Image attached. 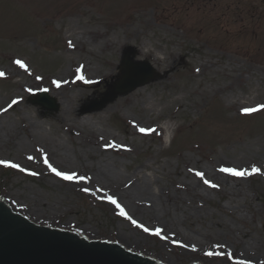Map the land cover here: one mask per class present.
Segmentation results:
<instances>
[{"label":"rangeland","instance_id":"1","mask_svg":"<svg viewBox=\"0 0 264 264\" xmlns=\"http://www.w3.org/2000/svg\"><path fill=\"white\" fill-rule=\"evenodd\" d=\"M139 45L160 61L140 56ZM128 49L158 76L87 111L112 90ZM110 61L115 74L93 86L77 73L89 66L102 76ZM200 62L211 67L201 72ZM0 73V161L20 165L0 164L8 210L166 264H264V176L253 171L264 162V0H0ZM42 90L55 97L57 112L28 102ZM98 163L125 187L142 169L170 205L169 217L128 208L120 190L98 177L90 184ZM53 168L77 178L65 180ZM191 168L249 174L234 175L240 180L232 195L214 181V191L192 198ZM170 216L174 227L164 225Z\"/></svg>","mask_w":264,"mask_h":264},{"label":"water","instance_id":"2","mask_svg":"<svg viewBox=\"0 0 264 264\" xmlns=\"http://www.w3.org/2000/svg\"><path fill=\"white\" fill-rule=\"evenodd\" d=\"M155 78L147 64L132 62L127 55L120 83L93 110L107 105L119 94H127ZM31 101L49 111H58L55 100L40 93ZM0 264H157L130 253L118 244L88 242L70 232L38 227L8 210L0 197ZM197 261H192L195 263Z\"/></svg>","mask_w":264,"mask_h":264},{"label":"bare ground","instance_id":"3","mask_svg":"<svg viewBox=\"0 0 264 264\" xmlns=\"http://www.w3.org/2000/svg\"><path fill=\"white\" fill-rule=\"evenodd\" d=\"M145 24L148 25L149 22L145 21ZM125 26L129 27L126 23H124ZM129 34L131 36L133 35H138V31L137 30H132L129 31ZM75 43H79L81 41H83L81 39L80 36H76L75 38ZM115 43L110 42L106 45L107 48L113 49L115 48ZM137 48L139 49V54L140 56H144L147 58H152L156 61H160L158 59V57H156V55L151 52V51H143L141 49V46H137ZM70 50H72V48H70ZM110 67H111V72H107V73H103L102 76L99 77H94V72L95 71H91V68L88 66L85 69V76L87 78H92L90 80V84L93 86L94 84L107 79L109 77H112V75H114L115 73L112 72L115 68V61H110L109 62ZM211 67V65L207 64V63H203L200 62V65L197 67L198 70H200L201 72H203L205 69ZM23 70V69H22ZM27 85V84H26ZM26 89L28 88V85L25 87ZM77 118L80 116H76ZM74 125V124H73ZM68 129H72V125H67ZM3 128H1L0 125V132L2 131ZM4 131H8V129H4ZM32 130H29L28 133L32 134V139H35V135L31 132ZM36 135L38 136V132L36 133ZM90 137V141L94 142L93 139H98L100 140V138L96 135V136H92V134H89ZM1 141V140H0ZM21 141V140H20ZM9 142V141H7ZM22 144L24 145V142H22ZM56 147L62 149L64 152V155H67V148H65L64 145L61 144H54ZM82 146H86V145H82ZM90 148H93L94 145L89 146ZM86 148V147H85ZM88 150V149H87ZM54 156H56V154L54 153ZM60 159H62V155L58 156ZM98 168L96 171V176L91 175L87 181L90 184H93L96 177H98L99 179L96 180H102V181H107L110 183V186L112 185V187H116L117 189H119V194L120 196L123 198L124 203L126 202L127 207L132 208L134 211L136 209H139L142 211L143 214H147V216H151L153 218L156 219H160L163 217H169L170 214V205H165L164 202L162 201L161 196L159 195V193H156L155 190L152 189V183L150 181V176L146 175V174H142V169L137 170V175L139 176V178H137L136 182H133L129 187H125L124 183H121V181H117V179L119 178L118 176L114 175L111 172L106 171V169L102 167V165H100L101 163H98ZM259 167H260V174L264 176V162L259 163ZM258 167V168H259ZM108 170V169H107ZM191 172L194 175V179L193 180H189V182H191L189 184V193L191 194L192 198H198L200 196L203 195L204 192L209 193L211 190L214 191L215 188L211 187L212 185H215V183H213L214 181L217 183L218 189L219 190H223L225 189L226 192H229V194H233V192L235 191V189L237 188V182H239L240 178H236L234 176H232L230 173H226L224 171H210L207 172L206 170L202 169V168H191ZM111 173V174H109ZM197 173H203V176H199L197 175ZM180 175H182V172H180ZM95 178V179H94ZM202 178H210V179H205V181H208L209 183H205L202 185L200 184V181L202 180ZM98 184H96V188L100 189V184L102 182L99 183V181L97 182ZM209 184V186H207ZM212 188V189H210ZM204 189V192L201 190ZM126 199V200H125ZM131 204V205H130ZM176 204V203H175ZM139 205L141 206V208H139ZM177 207H181L182 211L184 213H186V209H188V207H183L182 203L179 201L178 204L176 205ZM174 215H176V213H174ZM175 223V220L170 216L169 221H165L164 225H171L173 226ZM223 225V224H222ZM174 227V226H173ZM223 228H226V226H223ZM188 239H194L193 237L188 236ZM201 242L199 241L197 243V245H200ZM245 253V252H243ZM247 256L251 255L250 251L246 250ZM145 258H148L150 260L155 261L158 264H165L163 263L160 259L150 256V255H145L143 256ZM197 264H202V263H197Z\"/></svg>","mask_w":264,"mask_h":264},{"label":"snow or ice","instance_id":"4","mask_svg":"<svg viewBox=\"0 0 264 264\" xmlns=\"http://www.w3.org/2000/svg\"><path fill=\"white\" fill-rule=\"evenodd\" d=\"M18 64L21 65V67H25V65L23 64L22 61H17ZM0 75H3V73H0ZM84 77L81 76L80 79H83ZM57 86H59L58 82H57ZM260 108L264 109V105H261ZM258 109H253V108H247V109H244L245 113H251V112H254V111H257ZM141 132H146V131H149L147 129H140ZM31 159V157H30ZM47 162V161H46ZM0 164H5L6 166H11V167H14V168H20V165L18 164H9L7 161H0ZM49 167H51V165H49ZM21 171H24V169H20ZM56 175L58 176H61L63 179L65 180H72V179H76V174H72V175H69L67 173H64V172H60V171H57L55 168L52 169ZM221 171H224V172H229L230 174L232 175H235V176H246L248 175V171L247 170H244V171H239V170H236V169H230V168H222ZM253 171L254 172H260V169L259 168H253ZM33 175H35L36 173H32ZM197 175L199 176H203V173H197ZM79 179H84V177H79ZM205 183H209L208 181H205ZM213 187H216V185H212ZM85 191H87V189H85ZM111 200V202L113 204H117V207H120V205L117 203V201L115 199H112V198H109ZM121 215H125L127 216V213L121 208ZM129 219H131V217H128ZM133 224H136L137 222L135 220L132 221ZM140 227H143V225H138ZM145 231H149V229L145 228L144 229ZM160 231L161 230H157L156 231V234L159 235L160 234ZM208 255H213V253H208Z\"/></svg>","mask_w":264,"mask_h":264}]
</instances>
